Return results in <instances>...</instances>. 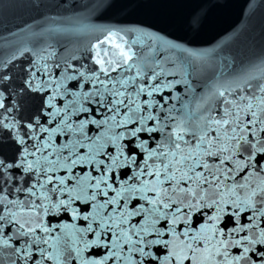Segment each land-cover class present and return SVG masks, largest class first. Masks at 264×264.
<instances>
[{"label":"snow or ice","instance_id":"1","mask_svg":"<svg viewBox=\"0 0 264 264\" xmlns=\"http://www.w3.org/2000/svg\"><path fill=\"white\" fill-rule=\"evenodd\" d=\"M159 2L0 0L36 13L0 19V264H264V25L225 54Z\"/></svg>","mask_w":264,"mask_h":264},{"label":"water","instance_id":"2","mask_svg":"<svg viewBox=\"0 0 264 264\" xmlns=\"http://www.w3.org/2000/svg\"><path fill=\"white\" fill-rule=\"evenodd\" d=\"M256 5L249 8V4ZM210 8L209 16L205 27L197 37V47L210 48L217 44L225 45L227 51L241 47L248 39L249 34L258 33L260 27L264 25V6H260V0H208ZM187 8L171 7L166 0H160L157 6L152 8H137L133 11L131 19L147 20L158 22L168 18L173 22L166 25L169 31L176 34L181 32V17ZM36 13L24 8H4L0 9V19L10 20L7 26L11 31L16 29L13 24H20L21 21H28L30 16ZM22 26V24H21ZM6 35L0 28V36ZM73 40L74 38H69ZM86 38H82L84 42ZM2 41H0V58L5 54Z\"/></svg>","mask_w":264,"mask_h":264}]
</instances>
